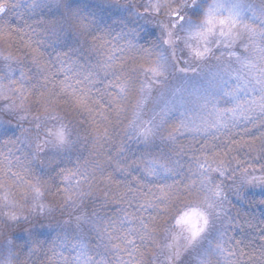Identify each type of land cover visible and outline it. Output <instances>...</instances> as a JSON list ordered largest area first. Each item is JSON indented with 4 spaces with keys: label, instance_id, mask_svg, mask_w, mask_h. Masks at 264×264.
<instances>
[{
    "label": "clouds",
    "instance_id": "1",
    "mask_svg": "<svg viewBox=\"0 0 264 264\" xmlns=\"http://www.w3.org/2000/svg\"><path fill=\"white\" fill-rule=\"evenodd\" d=\"M153 2L20 0L19 31L0 35V264H50L61 242L70 240L102 245L106 223L118 221L124 210L150 223L156 216L157 231L142 242L143 256L137 259L168 264L164 244L177 231L176 217L191 208L207 215L208 227L189 248L181 240V256L171 264H200L201 258L225 264L218 243L236 251L230 259L237 264L241 259L262 264L264 206L256 196L264 192L245 194L235 174L218 177L209 169L202 176L198 159L226 146L180 125L196 107L181 103L176 89H186V98L193 91L214 94L208 73L221 63L216 56L223 49L196 61L184 41L185 29L202 18L212 0H195L196 7L193 0H162L166 6L159 14ZM245 3L259 7L264 0ZM174 11L183 15V24L170 19ZM243 18L252 20L249 14ZM162 25L173 33L174 44L165 43ZM157 63L165 74L137 115L140 87L150 77L147 68ZM69 66L73 82H80L74 84L77 93L88 94L91 111L78 108L62 91V68ZM121 82L127 94L114 97L113 85ZM61 128L63 144L55 137ZM149 128L152 135L145 140L140 133ZM151 161L168 171L148 175ZM161 187L168 199L157 200L159 208L141 210L142 194L158 198ZM246 214L257 228L242 239L250 255L241 257L236 236ZM153 236L159 244L152 243ZM64 253L70 256L67 248Z\"/></svg>",
    "mask_w": 264,
    "mask_h": 264
},
{
    "label": "snow or ice",
    "instance_id": "2",
    "mask_svg": "<svg viewBox=\"0 0 264 264\" xmlns=\"http://www.w3.org/2000/svg\"><path fill=\"white\" fill-rule=\"evenodd\" d=\"M165 6L162 0H154L151 5L157 14ZM191 6H197L195 0ZM19 8L20 0H0V35L6 34L9 29L19 31L7 19L11 9ZM245 14L264 25V5L257 7L246 4L245 0H212L202 18L185 29V47L190 57L196 61H204L214 56L217 49L223 51L216 56L221 63L208 73L209 83L214 90L212 96L193 91L186 98L184 88L176 89V94L181 97V103H191L196 107L195 112L181 120V127L189 133L221 140V146H226L223 152L213 151L204 155L203 159H198L201 175L209 169L218 177L235 174L239 178L241 190L247 194L257 188L264 192V27H259L252 20H245ZM170 19L184 23V17L179 12H172ZM162 27L168 36L165 43L174 44L173 33L168 31L167 26ZM127 43L132 46L134 42L129 40ZM62 71L65 74L61 81L62 91H66L73 98L78 108L91 111L88 94L83 90L77 93L74 84L80 82H73L69 74L72 71L71 66L62 68ZM147 71L150 73L149 80L140 87L136 100L137 115L143 110L153 85L158 84L159 78L165 74L164 66L159 63L148 67ZM181 71L187 72V69ZM113 87L114 97L116 94H127L126 83L121 82ZM116 108H120L118 103ZM140 134L147 140L152 135V130L144 129ZM55 137L58 143H65L66 137L62 128L56 130ZM146 171L148 175L156 176L168 169L158 161H151ZM205 178L210 179L208 176ZM160 193L158 198L151 193L142 194L141 210L159 208L161 204L156 201L163 203L169 196L163 187L160 188ZM214 194L220 195L218 188ZM258 203L264 206V198ZM41 210L43 211V205ZM82 220L84 218H78V221ZM151 220L152 223L135 211L124 210L118 221L106 223L101 237L102 245L94 248L82 239L61 242L50 264H142V260L137 259V254L143 256L142 242L152 232L157 231L153 227L156 216L153 215ZM208 223L207 215L199 208L188 209L176 217L174 226L179 231H175L164 244L168 264L173 259L180 258V241H184L185 249L191 247L204 234ZM261 223L264 224V221ZM240 228L241 231L256 230L255 218L246 214L245 219L240 221ZM261 239L264 241V237ZM159 242V237H152L153 244ZM236 244H244V241L238 239ZM64 248L69 250L70 256L65 255ZM245 248L248 246L241 248V257L250 255L244 251ZM217 252L224 258L225 264H237L230 259L236 256L233 248L218 243ZM254 252L255 249H252L253 254ZM260 255L264 264V247L260 249ZM200 264H208V260L201 258ZM239 264H243L242 259Z\"/></svg>",
    "mask_w": 264,
    "mask_h": 264
},
{
    "label": "trees",
    "instance_id": "3",
    "mask_svg": "<svg viewBox=\"0 0 264 264\" xmlns=\"http://www.w3.org/2000/svg\"><path fill=\"white\" fill-rule=\"evenodd\" d=\"M17 12H18V9H11V11L8 12L9 23L14 27L17 26L18 23H21V21L18 19ZM259 192H260L259 188L254 190V193H259ZM261 198H264V197H260L258 195L256 196V199H261ZM237 232L240 233V235L236 236V239L238 240V239H244L245 234L248 232H252V230L251 229H244L243 231H241V229H237ZM249 239H250V237H249ZM256 243H259V240H257ZM241 247H244V245L241 244ZM244 251L246 253H248V252H250V248H245Z\"/></svg>",
    "mask_w": 264,
    "mask_h": 264
},
{
    "label": "rangeland",
    "instance_id": "4",
    "mask_svg": "<svg viewBox=\"0 0 264 264\" xmlns=\"http://www.w3.org/2000/svg\"><path fill=\"white\" fill-rule=\"evenodd\" d=\"M186 211H187V210H186ZM177 231H179V229H178Z\"/></svg>",
    "mask_w": 264,
    "mask_h": 264
}]
</instances>
